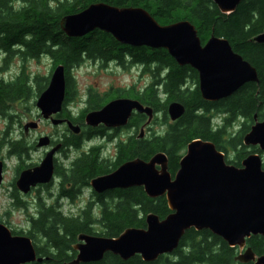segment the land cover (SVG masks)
Segmentation results:
<instances>
[{
	"label": "water",
	"instance_id": "1",
	"mask_svg": "<svg viewBox=\"0 0 264 264\" xmlns=\"http://www.w3.org/2000/svg\"><path fill=\"white\" fill-rule=\"evenodd\" d=\"M221 14L235 12L242 0H209ZM60 29L69 39H80L93 31L110 35L121 45L132 48L163 49L179 65L189 66L198 74L201 98L207 102L226 99L248 83H258L254 67L235 53L223 38L211 37L202 44L197 31L189 21L160 25L140 7H115L106 3H93L84 10L65 15ZM264 44L263 31L250 40ZM65 98V72L57 65L46 89L36 100V107L44 120L53 126L64 123L53 118L62 110ZM143 114L146 123L154 112L137 100L119 99L110 102L97 112L88 113L87 124H124L130 112ZM178 102L167 106L170 121L175 122L184 114ZM253 125L242 137L244 147H256L264 153V120L253 116ZM68 129L78 134L80 128L66 121ZM36 123L24 127L35 128ZM49 145V138L42 137L37 147ZM59 146L47 152L39 166L22 171L16 187L24 194L36 185L50 182L53 176V156ZM2 163L0 162V183ZM91 188L101 192L112 188H142L146 197H165L169 214L160 219L153 213L145 215V228H126L118 236L107 238L79 234L73 249L76 257L67 264L99 262L110 253L122 261L139 256L145 263L175 251L189 230L209 231L222 239L229 248L237 249L234 261L240 264H264V255H256L246 240L253 236L264 237V170L259 154L250 153L240 162V167L227 164L225 154L206 140L190 141L180 158L178 170L171 176L168 158L157 152L147 161L135 158L120 166L113 173L90 181ZM33 242L25 236H14L0 223V264L41 263Z\"/></svg>",
	"mask_w": 264,
	"mask_h": 264
},
{
	"label": "trees",
	"instance_id": "2",
	"mask_svg": "<svg viewBox=\"0 0 264 264\" xmlns=\"http://www.w3.org/2000/svg\"><path fill=\"white\" fill-rule=\"evenodd\" d=\"M93 3L119 8L140 7L160 25L189 21L202 43H206L211 35L227 40L232 50L257 72V84H245L230 97L209 103L201 98L195 70L178 66L163 49L132 48V67H141V74L151 77V82L139 92H133L132 86V99L159 113L163 118L160 126L164 127L160 135L152 133L146 138H138L141 117H132V127L136 129L132 138V159L147 161L155 153L163 152L168 158V170L174 175L187 144L194 139L212 142L228 158L234 153L228 164L236 167L249 153H260L257 148L247 151L242 145V137L254 123V115L259 120L264 119V44L250 42L264 29V0H242L229 15L221 14L209 0H0V49L9 55L20 53L22 59L48 55L53 61V69L62 65L66 75L70 68L81 64L82 58L109 57L117 53L118 45L119 52H129L130 48L97 30L80 39H69L61 31L63 16L78 13ZM163 70L166 73L161 77L159 73ZM28 82L29 77L24 72L13 81L0 78V115L10 104L28 97ZM40 85L37 84L39 94L45 88ZM158 89L162 98H158ZM171 102H178L185 109L175 122H169L167 117V106ZM215 115L221 116V123L213 128L210 119ZM238 119L241 129L232 135L229 129ZM79 139L73 135L68 137L70 144L75 146L79 145ZM21 144H12L17 156L23 153ZM95 162L84 159L79 163L81 179L86 180L98 172ZM121 197L124 202L118 211L101 212L98 220L92 219L89 210L73 217L56 208L41 207L38 217L30 218L31 229L25 236L32 240L36 257L45 260L31 264H67L73 260L71 244L79 234L113 238L126 228H145L144 219L148 213L160 219L169 214L164 198L149 199L141 188L134 187ZM131 199L132 210L129 208ZM15 206L23 205L17 203ZM246 245L256 255H264V237L253 236L246 240ZM235 254L236 249L229 248L209 231L189 230L175 251L154 262L145 263L139 256L122 261L107 253L95 264H240L234 261Z\"/></svg>",
	"mask_w": 264,
	"mask_h": 264
},
{
	"label": "flooded vegetation",
	"instance_id": "3",
	"mask_svg": "<svg viewBox=\"0 0 264 264\" xmlns=\"http://www.w3.org/2000/svg\"><path fill=\"white\" fill-rule=\"evenodd\" d=\"M125 47L130 48V51H123L121 53V51L119 52L120 46L118 45L117 48H119V50L117 49V53H113L109 57L97 56L82 58L81 64L83 63L85 66V70L89 75V81L84 85V89L82 90V109L77 117H73L69 111H67L69 103L72 102L75 97L76 83L74 82L73 75L71 76L69 72L68 75L65 74V98L61 112L55 117L63 121L69 120L72 124L79 126L80 132L77 135H73L68 130L66 123L61 124L60 126L64 128L65 133L59 141H56V139H53L52 137H48L49 145L44 148L43 157L36 163L26 164L23 157L25 149L21 144L23 155L21 157L19 155L20 158L15 169V176L9 183V187L13 190L10 194L14 200L12 203L13 206L17 203H21L25 206L24 199L34 194L37 195L38 207L56 208L60 211L70 209L72 211L70 212V215L73 217H79L84 212L89 210L92 214V219L98 220V216L101 212L118 211V208L124 202V198H122L121 195L128 190H132V186L128 188L106 189L101 192H96L91 188L90 181L94 178L111 174L123 164L132 162V138L135 137L136 131V129L132 127V117L135 115L132 116L131 111L126 123L124 124L108 125L105 123H99L96 126L87 124L85 117L88 113L100 111L112 101L119 99L132 100V47ZM1 52L6 54L3 49H0V53ZM6 59L7 58H4L2 62L5 63ZM120 73H128L130 75L129 80L121 81V79H119ZM165 73L166 71L163 70L159 74L161 77H164ZM133 92H139V88L134 87ZM156 92L158 94V98L163 97V94L159 89ZM157 116L161 115L159 113H155L149 126L145 128L144 138L148 137L150 129L154 125H157L156 123L159 120ZM140 117L141 123L139 127H142L145 124L147 117L143 114H140ZM37 122H41L39 117L37 118ZM38 123L36 124V127L33 128L34 130L39 128ZM28 132L29 131H27L26 135H28ZM70 135L80 138L78 140L79 145L75 146L70 144L68 141V137ZM40 138L41 136H38L36 138L37 142H33V148L31 147L32 150H34V147L39 149V147H37V143ZM18 142L22 143V141ZM12 144L13 142L9 143L11 146L9 153L16 155ZM57 146H59V148L54 154V170L53 177L50 182L44 185L38 184L35 187L30 188L29 192L26 194L20 192L16 187L19 174L24 170L32 169L40 165L45 154L48 151L55 149ZM84 159L95 160V163L98 166V172L86 180L80 178L78 171L79 163ZM4 171V165L2 163V181L0 185L3 184ZM171 176L174 175L171 174ZM158 198L165 199L164 196ZM129 208L132 210V199L130 201ZM6 225H8V228L13 235L24 236L30 232V230L25 231L22 229L16 231L11 228L9 224ZM76 243L77 239L71 244L73 259L77 255V251L73 249V246ZM95 263L96 262H91L88 264Z\"/></svg>",
	"mask_w": 264,
	"mask_h": 264
},
{
	"label": "rangeland",
	"instance_id": "4",
	"mask_svg": "<svg viewBox=\"0 0 264 264\" xmlns=\"http://www.w3.org/2000/svg\"><path fill=\"white\" fill-rule=\"evenodd\" d=\"M18 5V4H16ZM14 50H17L16 48ZM4 58H7L5 63L2 62ZM83 64V63H82ZM53 68V61L48 55L39 56L37 59H22L21 55L14 52L12 55L0 53V76L5 81H13L16 77L24 72L29 77L28 85L30 87L29 95L25 100L17 101L9 105L7 111L0 115V161L4 165L3 184L0 185V223L4 225L9 224L11 228L16 231L31 229L30 218L38 217L40 207L37 206V195H31L24 199L25 206L16 207L13 206V198L10 194L13 192L9 187V183L15 176V169L18 165L19 158L17 155L9 153L11 146L10 142L22 141V145L25 149L23 155L24 161L28 163H36L43 157V148L31 149L33 142H37L38 136L52 137L59 141L65 133L64 128L61 126H53L49 121L45 122L41 119L39 122V128L37 130H30L28 135L24 133V125L29 122H37V118L40 117L39 110L36 108V100L39 96L37 92V84L47 86V82L50 79V75ZM141 67H132V85L141 88L148 85L151 82L149 75L141 74ZM69 74L74 76L75 84V97L72 102L69 103L67 111L73 116L77 117L82 109L81 98L84 85L89 81V75L85 70L84 64L81 66L72 67L69 70ZM130 75L128 73H120L119 79L121 81L129 80ZM46 79V81H45ZM44 88V89H45ZM43 89V90H44ZM42 90V91H43ZM41 91V92H42ZM158 117L157 125H154L148 132V136L154 134H162L164 127H161L162 117ZM213 117H216L213 116ZM41 118V117H40ZM215 122H221V116L218 117ZM241 120L238 119L229 129V132L234 135L241 129ZM33 148V147H32ZM36 148V149H35ZM246 148V147H245ZM250 151L251 148H246ZM234 153H230L229 159L232 160ZM259 155L262 158V166L264 168V153L260 152ZM68 211V210H67ZM66 214V211L63 210ZM75 213V212H74ZM8 227V225H6Z\"/></svg>",
	"mask_w": 264,
	"mask_h": 264
}]
</instances>
